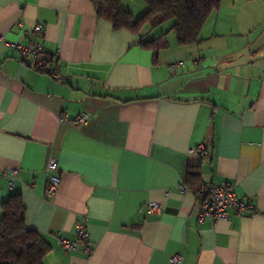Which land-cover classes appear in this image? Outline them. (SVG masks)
Segmentation results:
<instances>
[{"label":"crops","instance_id":"crops-1","mask_svg":"<svg viewBox=\"0 0 264 264\" xmlns=\"http://www.w3.org/2000/svg\"><path fill=\"white\" fill-rule=\"evenodd\" d=\"M121 2L135 18L148 9ZM37 23L53 58L41 70L8 44H27ZM171 26L115 28L91 0H0V218L19 194L26 226L49 243L43 264H170L175 253L182 264H264V0H221L197 43L179 44ZM164 34L157 54L141 44ZM208 182L235 185L256 210L199 221L192 188ZM81 220L91 253L57 242Z\"/></svg>","mask_w":264,"mask_h":264},{"label":"trees","instance_id":"trees-1","mask_svg":"<svg viewBox=\"0 0 264 264\" xmlns=\"http://www.w3.org/2000/svg\"><path fill=\"white\" fill-rule=\"evenodd\" d=\"M98 17L109 20L115 28H127L139 33L143 26L152 27L172 21L179 44L188 45L200 40L201 30L221 0H143L147 11L139 18L126 10L121 0H91ZM141 44L156 54L168 46L166 34ZM195 174L191 175V179ZM202 184V183H201ZM200 184V185H201ZM192 188L196 191L199 187ZM25 206L19 194L4 204L0 218V264H43L49 243L25 222Z\"/></svg>","mask_w":264,"mask_h":264},{"label":"built area","instance_id":"built-area-1","mask_svg":"<svg viewBox=\"0 0 264 264\" xmlns=\"http://www.w3.org/2000/svg\"><path fill=\"white\" fill-rule=\"evenodd\" d=\"M45 26L42 23H37L33 28L26 31L29 37V42L27 44L8 42V44L15 46L21 55H24L30 59V66L33 69L41 70L48 63L53 60L43 48L40 41L36 38L41 36L44 32ZM4 39V37H1ZM52 75L58 77V71L54 67L51 71ZM89 119V115L80 114L73 119V123L76 125L85 124ZM207 145L202 143L196 148L190 150L191 153L196 151H205ZM59 170L58 159L51 157L47 163V174L48 181L46 192L48 197H55L59 191L61 185V177L57 173ZM9 187L12 189L14 187V182L16 180L18 170L11 169L9 172ZM6 174L5 171H0V175ZM182 191L187 190V186L182 185L180 187ZM198 198L200 199L201 210L198 215L199 221H211L216 223L219 220L228 219L230 216V211L235 210L237 213L248 212L256 210L255 205L245 199L240 197L235 191V185L229 182L221 183H202L200 187L195 191ZM150 211H159L161 209V204L157 202H151L148 204ZM58 245L61 246L66 251L76 250L80 244H84L88 252L91 253L92 248L90 247V231L88 224L85 220L78 221L76 224V238L67 239L60 234L56 235ZM183 256L180 253H175L170 259V264H182Z\"/></svg>","mask_w":264,"mask_h":264}]
</instances>
